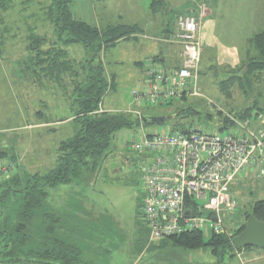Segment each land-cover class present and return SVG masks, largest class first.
<instances>
[{"label": "rangeland", "instance_id": "374dc122", "mask_svg": "<svg viewBox=\"0 0 264 264\" xmlns=\"http://www.w3.org/2000/svg\"><path fill=\"white\" fill-rule=\"evenodd\" d=\"M70 1L71 15H77L81 8L87 10L89 5L86 0ZM114 1L95 0L90 5L89 8L92 10L95 8L99 15L101 13V24H110L111 27L108 28L113 29L134 22L142 23V21L127 20L129 5L116 4L113 3ZM206 3L214 4V7L220 10H226L225 17L231 11L237 10L246 25L244 29L243 23L240 24L238 36L241 38L264 30V0H207ZM22 6L23 17L19 18L17 15V19L13 21L17 23L14 27L19 28V31H24L19 22L21 19L26 24H31L34 21L32 15L39 14L38 4L35 2L30 6L27 4ZM219 13L216 10V14ZM172 18L173 16L168 20L169 25L172 24ZM157 22L155 17L143 19V24H148L153 29L156 28ZM10 23L12 21L5 20L2 16L0 20L2 34L3 29L7 27L12 32L16 31L12 29ZM173 32L166 39L159 41H164L169 47L177 46L171 43ZM20 37L13 45L3 46L4 48L0 49V149L7 148L6 151L16 156L30 172H44L55 163L54 151L57 144L78 132L79 125L71 122L56 128L53 133L48 130L52 127L49 124L57 123L59 120L64 121L74 114L69 75L62 76L58 86L53 83L52 77L37 78L38 75L31 71L34 67L27 66L28 45L21 42ZM232 37L238 38L235 32ZM124 41L126 40L102 53L108 83L114 77L118 63L121 62L123 65V75L116 76L115 88L109 90L101 102V109L111 104L113 113H121L131 107L130 92L136 85L129 81L127 73L130 70V63L137 54L128 49L131 42L124 43ZM49 43L45 42L47 46ZM60 46L66 51L67 56L76 62L91 57L81 45ZM241 46L239 40L238 47ZM254 52L255 50L252 49V56ZM205 56L206 59L210 57L209 50ZM235 56L236 61L232 64L224 60H215L213 56L215 61L208 58L202 63V59L197 79L198 96L174 102L166 108L144 109L145 114L152 117H171L170 120L161 125L144 124L140 121L138 125L122 130L112 138L106 158L99 160L93 171L84 174L74 183L47 189L45 210L59 212L61 207H65L66 211L62 214L74 217L61 225L62 235L63 238H70L81 251L80 264H255L258 262L264 264V251L243 250L236 253L234 258L225 255L219 261L211 255L207 247L186 250L174 247L169 242L149 243L143 235L144 222L140 208L143 198L140 167L144 155H139L130 149V143L141 138V129L146 135L152 136L175 131L177 124L186 123L204 132L227 134L235 127L231 119L246 123L249 118H240L245 110L249 109L251 115L258 110L264 111V83L256 80L252 82L251 78L247 79L249 82L244 79L237 80L235 76H238L239 68L243 65L245 53L239 51ZM188 108L194 110L196 114L187 119L176 117L181 115L178 114L179 109ZM259 113L264 116L263 112ZM126 115L136 118L132 114ZM225 120L232 126L220 132ZM73 125H76L74 126L76 131H72ZM5 165L8 163H0V166ZM229 195L235 202V208L234 211L224 214L223 222L228 237H231L236 229L245 226L246 218L252 212L255 203L264 201V177H245L237 180L231 185ZM14 200H11L10 207L19 205L15 203L16 198ZM76 202L80 206L71 207L76 205ZM2 208L0 204V210ZM42 214L43 211L37 212L28 225V234L35 241H38L42 232ZM204 215H208V212ZM202 234L205 242L212 236L210 229L204 230ZM0 261H4L3 255H0ZM0 264L4 263L0 262Z\"/></svg>", "mask_w": 264, "mask_h": 264}, {"label": "trees", "instance_id": "16d2710c", "mask_svg": "<svg viewBox=\"0 0 264 264\" xmlns=\"http://www.w3.org/2000/svg\"><path fill=\"white\" fill-rule=\"evenodd\" d=\"M48 2L50 4L48 13L53 16L55 40L49 43L45 39H33L28 46L29 55L26 62H28L27 66L34 67L31 71L38 75L37 78L52 77L56 86L61 83L62 76L69 75V84L73 93L72 117L79 125V130L71 138L58 144L55 163L44 172H30L16 156L6 151L7 148L0 149V163H8L0 168L12 169L11 174L0 179V204L3 206L0 210V255L4 257V261L0 262L4 264L81 263V251L70 238H63L62 235L61 225L74 217L62 214L64 213L62 210L59 212L45 210L47 189L74 183L84 174L93 171L99 160L106 158L112 138L122 130L138 125L141 121L120 112H99L104 96L115 88L117 81L112 77L108 83L102 53L122 40L132 39L134 34L140 32L139 27L121 25L113 29L99 30L73 18L69 11L70 0H48ZM45 42L49 43L46 49L43 48ZM72 44L81 45L91 57L82 62L71 60L60 45ZM246 48L243 65L235 78L244 79L246 82L251 78L252 82L256 80L264 83V30L253 34ZM252 49L255 50L253 56ZM138 65H141V62ZM184 100L186 99H182ZM258 112L264 113L261 110ZM179 113L181 115L176 117L181 116L182 119L196 114L189 108L179 109ZM251 113L247 109L240 118H250ZM230 125L225 120L219 131L227 129ZM191 128L192 125L184 123L177 124L176 130L188 132ZM15 198V203L19 205L10 207L11 200ZM188 203L191 206V203ZM39 211H43L42 232L38 241H35L28 234V225ZM248 215L246 221L254 217L264 224V201L255 203L252 212ZM243 229L244 226H240L235 230L234 235H239ZM142 230L148 240V230L145 225ZM233 236L212 234L205 242L203 234L195 232L162 241L186 250L207 247L211 255L220 261L225 255L234 258L236 253L241 252L234 250L231 243ZM244 250L264 251L255 248Z\"/></svg>", "mask_w": 264, "mask_h": 264}, {"label": "built area", "instance_id": "2783aa9c", "mask_svg": "<svg viewBox=\"0 0 264 264\" xmlns=\"http://www.w3.org/2000/svg\"><path fill=\"white\" fill-rule=\"evenodd\" d=\"M180 2L191 9L176 15L171 35L179 47V66L165 70L154 58L147 59L143 78L130 92L131 107L121 113L141 120L146 108H166L198 96L201 32L209 10L198 0ZM231 120L235 127L227 134L193 127L148 136L141 129V138L130 143L131 151L144 155L141 214L149 243L206 229L228 236L223 217L235 208L231 185L245 177H264V116L255 112L245 124ZM11 172L1 167L0 179Z\"/></svg>", "mask_w": 264, "mask_h": 264}, {"label": "crops", "instance_id": "0c3cea01", "mask_svg": "<svg viewBox=\"0 0 264 264\" xmlns=\"http://www.w3.org/2000/svg\"><path fill=\"white\" fill-rule=\"evenodd\" d=\"M94 1L95 0H86V3L89 4L87 10L86 8L79 9L77 15H72L73 18L90 26L96 27L99 30L111 27L110 24L107 23L104 25L101 24V13L99 15L94 10L95 8H93V10L89 8L90 5L94 3ZM198 1L205 3L209 10L208 17L203 23L201 32L203 49V62L202 59L201 62L205 63V60H207L208 58L213 59V56L215 60H224L225 62H229L228 64L234 63V61H236L235 53H238L239 51L245 52L249 39L252 37L251 34H248L249 36H245L244 34L243 36H245V38H241L238 36V31H240V24L243 23L244 25V19L241 18L240 13L237 10L231 11L225 17L224 14L226 13V10H220L218 7H214V4L206 3L207 0ZM33 2H35V4H38L39 14L32 15L34 17V21L31 24H26V22H23V19H21L19 22L22 25L24 31H19V28L16 29L14 27L17 25V23H14L13 21L17 19V15H19V18L23 17V4H27L28 6H30ZM113 3L129 5L127 7V20L142 21V23L134 22L132 24H129L140 27V32L134 34L132 36V39L124 41V43L131 42L128 49L137 54L134 60L130 63V70L127 73L130 82L137 84L143 78L144 63L149 58L156 59L157 64L165 70H170L179 66V47H169L167 43L159 40L166 39V37L174 31V21L176 15L190 10L191 6L181 3L180 0H115ZM40 4L42 5L40 6ZM72 4H74V2H72ZM17 6L18 9L17 11H15ZM49 6L50 4L47 0L46 2L45 0H0V20L2 16H4L5 20L12 21V23H10V25L13 26L12 29H16V31L12 32L7 27V29H3V34L0 32V49L4 48L3 46L13 45L15 43V40L19 41L20 36H22L20 37V41L24 42V44L27 43L26 45L28 46H30L33 39H45L51 42L54 41L55 30L53 25V16L48 13ZM216 10H218L220 13L216 14ZM168 11L169 15L166 16ZM171 16H173V18L171 19L172 24L169 25L168 20H170ZM153 17H155L156 21H158L157 25H155V29H153V27L151 28V26L148 24H143L144 18L152 19ZM101 26H103V29L101 28ZM245 28L246 25H244V29ZM0 30H2V28H0ZM234 32L238 37L236 39H233L232 37ZM239 40H241L242 43L241 47H238ZM118 45L119 44L115 46ZM45 46H47V44H44V49H46ZM207 50L210 51V57L206 59L205 54ZM214 59L213 61H215ZM118 61L119 60H116V62ZM139 62H141V65H138ZM122 68L123 65L121 62H119L116 69L114 70L115 78L118 75L119 77L123 75ZM110 105L105 108L103 107L104 110H102L106 112H112L113 109ZM71 122H74L72 116L64 121L59 120L57 121V123L49 124L52 127L48 130L53 133L56 128L63 127L66 124H71ZM74 126L76 125H73L72 131H76V127ZM58 144L56 146V149L58 147ZM56 149L54 151L55 158ZM76 203V205H73L71 207L80 206L78 202ZM60 210L66 211L65 207H61ZM255 264H259V262Z\"/></svg>", "mask_w": 264, "mask_h": 264}, {"label": "water", "instance_id": "95a60500", "mask_svg": "<svg viewBox=\"0 0 264 264\" xmlns=\"http://www.w3.org/2000/svg\"><path fill=\"white\" fill-rule=\"evenodd\" d=\"M170 119L171 117H150L144 114L141 117V122L161 125ZM231 243L235 251H242L246 248L264 250V224L254 217L248 218L243 231L233 237Z\"/></svg>", "mask_w": 264, "mask_h": 264}]
</instances>
